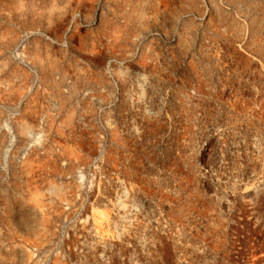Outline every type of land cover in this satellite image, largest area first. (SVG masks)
<instances>
[{"label":"rangeland","instance_id":"374dc122","mask_svg":"<svg viewBox=\"0 0 264 264\" xmlns=\"http://www.w3.org/2000/svg\"><path fill=\"white\" fill-rule=\"evenodd\" d=\"M0 264H264V0H0Z\"/></svg>","mask_w":264,"mask_h":264}]
</instances>
